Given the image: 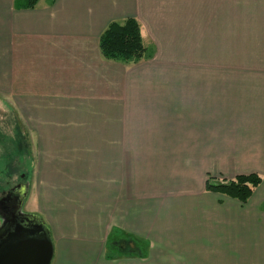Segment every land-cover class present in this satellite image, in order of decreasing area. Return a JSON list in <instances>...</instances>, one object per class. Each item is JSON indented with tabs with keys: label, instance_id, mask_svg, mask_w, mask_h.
I'll list each match as a JSON object with an SVG mask.
<instances>
[{
	"label": "crops",
	"instance_id": "obj_1",
	"mask_svg": "<svg viewBox=\"0 0 264 264\" xmlns=\"http://www.w3.org/2000/svg\"><path fill=\"white\" fill-rule=\"evenodd\" d=\"M127 18L145 56L106 60ZM4 110L50 264H264V0H0Z\"/></svg>",
	"mask_w": 264,
	"mask_h": 264
},
{
	"label": "trees",
	"instance_id": "obj_2",
	"mask_svg": "<svg viewBox=\"0 0 264 264\" xmlns=\"http://www.w3.org/2000/svg\"><path fill=\"white\" fill-rule=\"evenodd\" d=\"M19 1L15 0L16 8L34 9L39 0H23L21 4ZM98 43L101 55L109 61L137 63L146 53L139 23L133 18L108 24L100 34ZM260 182L261 178L257 174L238 175L233 179L208 177L205 189L244 204Z\"/></svg>",
	"mask_w": 264,
	"mask_h": 264
},
{
	"label": "water",
	"instance_id": "obj_3",
	"mask_svg": "<svg viewBox=\"0 0 264 264\" xmlns=\"http://www.w3.org/2000/svg\"><path fill=\"white\" fill-rule=\"evenodd\" d=\"M24 193L11 220L0 218V264H50L51 237L37 216L21 213Z\"/></svg>",
	"mask_w": 264,
	"mask_h": 264
},
{
	"label": "rangeland",
	"instance_id": "obj_4",
	"mask_svg": "<svg viewBox=\"0 0 264 264\" xmlns=\"http://www.w3.org/2000/svg\"><path fill=\"white\" fill-rule=\"evenodd\" d=\"M4 111V123L0 125V194L9 186L24 182L22 177H24L23 175L27 176L28 167L27 144L24 148L21 146L22 149L18 148L19 150L14 147L13 139L16 136H13V125L11 119H8L7 113L9 112ZM9 122L10 124H8ZM21 213H29L27 202L22 206Z\"/></svg>",
	"mask_w": 264,
	"mask_h": 264
},
{
	"label": "flooded vegetation",
	"instance_id": "obj_5",
	"mask_svg": "<svg viewBox=\"0 0 264 264\" xmlns=\"http://www.w3.org/2000/svg\"><path fill=\"white\" fill-rule=\"evenodd\" d=\"M24 180V177H22ZM24 182H18L2 190L0 194V218L4 221H9L10 215L16 212L18 203L22 201V193ZM26 200H23L22 206H24ZM21 206V208H22ZM7 224V222H6ZM1 226V220H0Z\"/></svg>",
	"mask_w": 264,
	"mask_h": 264
}]
</instances>
